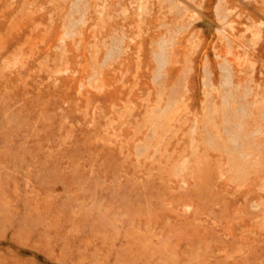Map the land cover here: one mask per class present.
I'll use <instances>...</instances> for the list:
<instances>
[{"label": "rangeland", "instance_id": "374dc122", "mask_svg": "<svg viewBox=\"0 0 264 264\" xmlns=\"http://www.w3.org/2000/svg\"><path fill=\"white\" fill-rule=\"evenodd\" d=\"M0 264H264V0H0Z\"/></svg>", "mask_w": 264, "mask_h": 264}, {"label": "bare ground", "instance_id": "6f19581e", "mask_svg": "<svg viewBox=\"0 0 264 264\" xmlns=\"http://www.w3.org/2000/svg\"><path fill=\"white\" fill-rule=\"evenodd\" d=\"M74 21L75 20H72V22H74ZM78 22L80 23V21H78ZM78 22H77V24H78ZM77 24L73 23V24H71L72 26H70L69 28L67 27L68 28L67 33H66L67 36H69L72 33H75V28H76ZM72 29H73V31H71ZM117 43H120V39L115 40L114 43H113L112 48L110 47V49L108 50L107 59L109 61H112L114 59V57L116 56V54H118L121 51L120 50V46H117ZM164 43L165 42L162 40L158 44V49H157L155 57H154L159 69H161L165 65V62L167 61V55H166V50H165V47H164ZM156 78H158V77H156Z\"/></svg>", "mask_w": 264, "mask_h": 264}, {"label": "crops", "instance_id": "0c3cea01", "mask_svg": "<svg viewBox=\"0 0 264 264\" xmlns=\"http://www.w3.org/2000/svg\"><path fill=\"white\" fill-rule=\"evenodd\" d=\"M229 97H230V96H229ZM229 97H225V98H224V102H225V101H229Z\"/></svg>", "mask_w": 264, "mask_h": 264}]
</instances>
